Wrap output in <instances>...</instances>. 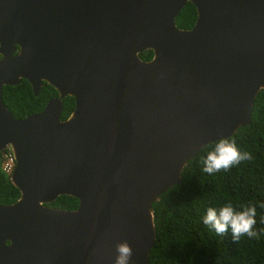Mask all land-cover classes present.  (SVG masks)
<instances>
[{"label":"water","instance_id":"95a60500","mask_svg":"<svg viewBox=\"0 0 264 264\" xmlns=\"http://www.w3.org/2000/svg\"><path fill=\"white\" fill-rule=\"evenodd\" d=\"M21 79L57 97L13 118L1 89ZM260 90L264 0H0V151L18 191L0 204V264H114L122 241L147 264L151 205L198 150L248 125ZM60 195L76 208L46 205Z\"/></svg>","mask_w":264,"mask_h":264},{"label":"trees","instance_id":"16d2710c","mask_svg":"<svg viewBox=\"0 0 264 264\" xmlns=\"http://www.w3.org/2000/svg\"><path fill=\"white\" fill-rule=\"evenodd\" d=\"M195 19V9L186 2L175 17L178 28H188ZM38 95L31 94L25 80L14 86H3L1 100L13 118H24L42 109L52 88L42 83ZM72 108V98L62 101L60 119ZM234 140L243 152H250L252 160L243 161L231 169L213 174L203 171L204 159L217 141L198 150L180 174V183L162 193L151 205L154 240L147 264H264V90H260L252 104L248 125L239 127L227 138ZM18 191L0 170V204H9ZM232 203L237 210L255 205L259 238L242 236L232 240L231 230L223 236L203 223L208 207L219 208ZM47 206L73 210L77 200L60 195Z\"/></svg>","mask_w":264,"mask_h":264},{"label":"clouds","instance_id":"9594fccd","mask_svg":"<svg viewBox=\"0 0 264 264\" xmlns=\"http://www.w3.org/2000/svg\"><path fill=\"white\" fill-rule=\"evenodd\" d=\"M250 152L241 151L234 140L219 139L212 151L204 159L203 171L213 174L221 170L227 171L243 161L252 160ZM264 207V205H261ZM256 206L249 204L237 210L232 203H226L219 208L208 207L203 217V223L215 231L217 235H225L231 230L232 240L238 242L242 236L259 238L256 226ZM114 264H132L133 249L127 241L116 244Z\"/></svg>","mask_w":264,"mask_h":264},{"label":"flooded vegetation","instance_id":"af4514ba","mask_svg":"<svg viewBox=\"0 0 264 264\" xmlns=\"http://www.w3.org/2000/svg\"><path fill=\"white\" fill-rule=\"evenodd\" d=\"M195 20V19H194ZM193 23H194V21H193ZM193 23H192V25L190 26V27H188V28H181V29H190L192 26H193ZM15 47V50H14V52H13V55L14 54H16L17 53V51H18V47L15 45L14 46ZM138 55V57L140 58V60H142V61H148V60H150L151 59V57H152V52L150 51V50H144V51H141L140 53H138L137 54ZM21 80H25V79H21ZM27 83H28V81L27 80H25ZM42 83H45V82H41V84ZM41 84H40V87H41ZM46 84V83H45ZM28 85H29V83H28ZM4 86H6V85H4ZM14 86V85H13ZM3 87V86H2ZM39 87V91H40V88ZM29 89H30V92H31V94H32V91H31V86L29 85ZM39 91H38V93H39ZM52 91H53V94L52 95H50L47 99H46V101L49 99V98H52V97H57V92L52 88ZM38 93H37V95H38ZM32 95H34V94H32ZM36 96V95H35ZM65 97H69V96H65ZM65 97H63L62 99H61V102L63 101V99L65 98ZM72 98V97H71ZM45 101V102H46ZM45 104V103H44ZM44 106V105H43ZM73 106H74V101H73V98H72V108H71V110L69 111V113H68V115L71 113V111H72V109H73ZM43 108V107H42ZM40 111V110H39ZM38 111V112H39ZM38 112H36V113H38ZM32 114V113H31ZM67 115V116H68ZM66 116V117H67ZM65 119V118H64ZM1 153H2V150L0 151V155H1ZM15 201V200H14ZM13 201V202H14ZM12 203V202H11ZM10 204V203H9ZM50 207V206H49Z\"/></svg>","mask_w":264,"mask_h":264},{"label":"built area","instance_id":"2783aa9c","mask_svg":"<svg viewBox=\"0 0 264 264\" xmlns=\"http://www.w3.org/2000/svg\"><path fill=\"white\" fill-rule=\"evenodd\" d=\"M13 166H14V158L12 153L8 148L3 149L0 155L1 172L8 177L12 171Z\"/></svg>","mask_w":264,"mask_h":264}]
</instances>
